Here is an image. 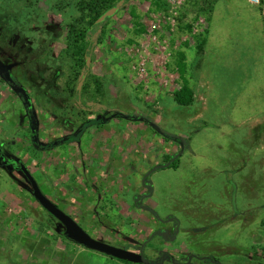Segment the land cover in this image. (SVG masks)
<instances>
[{
  "label": "rangeland",
  "instance_id": "rangeland-1",
  "mask_svg": "<svg viewBox=\"0 0 264 264\" xmlns=\"http://www.w3.org/2000/svg\"><path fill=\"white\" fill-rule=\"evenodd\" d=\"M79 1L0 0V141L35 151L43 192L65 198L95 239L122 249L149 239L152 264H172L164 253L264 264V0H129L96 27L87 69L67 39ZM14 83L30 94L35 143L52 146L32 149ZM184 84L190 106L173 100ZM177 153L176 169L161 167ZM14 176L0 168V264H133L65 247ZM138 195L164 223L132 205Z\"/></svg>",
  "mask_w": 264,
  "mask_h": 264
},
{
  "label": "flooded vegetation",
  "instance_id": "flooded-vegetation-1",
  "mask_svg": "<svg viewBox=\"0 0 264 264\" xmlns=\"http://www.w3.org/2000/svg\"><path fill=\"white\" fill-rule=\"evenodd\" d=\"M119 11V10H118ZM104 22V21H103ZM102 23V22H101ZM88 65H89V63L87 64V57H86V59H85V64H84V68H86L87 69V67H88ZM9 71V69H8V67H6V66H3V65H0V71H1V73H3V71ZM0 73V74H1ZM10 73V72H9ZM85 74H86V72H84ZM10 85V87H11V89L13 90V91H15V93L17 94V96H18V98L21 100V103H22V105H23V109H24V111H25V114H26V117H27V122L30 124V133H31V141H30V143H32V145H33V150H35L34 148H35V145L37 146V145H39V147L40 148H46L45 146H44V144H53V143H55V142H49V143H44V144H37V143H39L38 141L35 143V116H34V108H33V105H32V101H31V97H30V94L27 92V91H24V89H23V87H21L19 84L17 85L16 83H14V84H9ZM74 91H77L76 90V88L73 90V92ZM75 94H78V92H76V93H74L73 95H75ZM77 98V97H76ZM92 121V120H91ZM86 122V121H85ZM85 122H83V123H85ZM83 123H81V124H83ZM80 125V124H79ZM78 127V126H77ZM74 134V133H73ZM73 135H71V136H66V137H64L63 138V140H65V139H69V138H71ZM15 144H16V141H14V140H10V141H0V168H3L4 170H5V172H6V174L7 173H9V174H11L12 176L14 175V174H16V176H14V179H17L18 177V174H21L22 175V178H24V180H25V182H26V185L23 183V182H21V180L20 179H17L19 182H20V184H21V191H27V192H29L30 194H31V197H32V199H33V201L35 202L36 200H35V198L33 197V190H32V187H31V184H30V182H29V180H28V178H27V176L25 175V173H24V171L22 170L23 168L27 171V173L31 176V177H33V179L35 180V151H32V154L30 153V154H28V153H22V151H21V149H19V150H16V151H14L13 149H12V147L13 146H15ZM52 146V145H51ZM50 147V146H49ZM19 148H21V146H19ZM34 153V154H33ZM146 176V177H145ZM148 176H149V174H148ZM144 179H145V183L143 184L145 187H147V184H146V179H147V174L145 173L144 174ZM36 181V180H35ZM37 182V181H36ZM12 185H14V183H12ZM37 185L39 186V188H40V190H41V192L43 193V195H45L51 202H53L60 210H62L64 213H66L67 215H69L72 219L73 218H75L73 215H72V213H70V212H68L66 209H64V207L66 206V204H64L65 203V198L63 199V198H59V196H51V195H46L44 192H43V190L41 189V185L37 182ZM85 185V184H84ZM11 196L13 197V199L15 198L12 194H11ZM143 197H147V195L145 194H143L142 195ZM139 197H140V195H138L137 197H134L133 198V200H132V205L134 206V207H140V208H142V209H147L149 212H151L152 213V215L153 216H155V218H156V220H158L159 222H163L164 223V220L161 218V217H159L151 208H149V207H147L146 205H144V204H138V199H139ZM16 200V199H15ZM36 203L40 206V204L36 201ZM28 207H30V205L29 206H27V208ZM41 207V206H40ZM42 208V207H41ZM42 210L44 211V212H46L51 218H53L54 220H56L50 213H48L45 209H43L42 208ZM28 213L30 214V218L32 219V220H35V217H33L32 216V211H29L28 210ZM26 220H27V218H26ZM57 221V220H56ZM58 222V221H57ZM3 223V220H0V224H2ZM59 223V222H58ZM60 224V223H59ZM61 225V224H60ZM62 226V225H61ZM62 228H63V226H62ZM84 231H86V229H84V227H81ZM63 230H64V228H63ZM63 230L61 231V236L62 237H64L63 236ZM87 232V231H86ZM88 233V232H87ZM2 236H3V231L2 230H0V240L2 239ZM64 239H67V238H65L64 237ZM68 240V239H67ZM148 240L149 239H147V240H145V241H143L142 243H141V245L139 246V248L137 249V248H133V249H131V248H129V249H127V250H130V251H133V252H140V251H142V253H143V256L145 257V258H147L146 257V254L147 253H145V247H146V245H147V243H148ZM68 241H70V240H68ZM71 243H73V244H75V245H78V244H76V243H74L73 241H70ZM78 246H80V245H78ZM113 246H115V245H113ZM81 247H83V246H81ZM85 248V247H84ZM85 249H87V248H85ZM109 257V256H108ZM163 257H167V258H169V262L170 263H172V264H188V262L192 259V258H198L197 256H195V255H188L187 256V262L186 263H180V262H177V261H175V259L173 258V257H171L168 253H164L163 254ZM110 259H115V258H111V257H109ZM148 259V258H147ZM149 260V259H148ZM150 261V260H149ZM215 260H213V262H214ZM150 264H152L151 263V261H150ZM219 264V263H218Z\"/></svg>",
  "mask_w": 264,
  "mask_h": 264
},
{
  "label": "trees",
  "instance_id": "trees-1",
  "mask_svg": "<svg viewBox=\"0 0 264 264\" xmlns=\"http://www.w3.org/2000/svg\"><path fill=\"white\" fill-rule=\"evenodd\" d=\"M128 1L129 0H80L77 3L76 7L80 15L75 18L72 23H69L67 25V39L69 43L68 47L69 50H71V55L74 58L75 62L85 64L86 55H88V52H90L91 50V36L95 31L96 27L101 24L97 23V19L105 11L109 10L114 6H117L120 2L122 3L121 7H123ZM1 79L3 81H9V79L5 76H3ZM173 100L180 106H190L192 105L194 100L193 91L187 84H184L180 89L176 90L173 93ZM138 117H140L138 119L143 120L145 124L151 126L163 138L179 143L182 142L183 144L188 142L185 139H181L176 135L166 132L165 130L160 128L150 117L142 115L141 113H139ZM51 145L44 144L45 147ZM174 155L166 157L167 162L172 159ZM178 157L176 159H173L170 164V167L174 169L178 167ZM121 262L128 263L126 261Z\"/></svg>",
  "mask_w": 264,
  "mask_h": 264
},
{
  "label": "water",
  "instance_id": "water-1",
  "mask_svg": "<svg viewBox=\"0 0 264 264\" xmlns=\"http://www.w3.org/2000/svg\"><path fill=\"white\" fill-rule=\"evenodd\" d=\"M121 2L109 10L105 11L98 19L97 23L103 22L106 18L114 15L121 6ZM89 63V58H87V64ZM179 153L175 154L172 159H170L166 164L161 167L170 166L173 159H176ZM27 176L32 190L33 197L40 204V206L50 213L64 228L63 236L74 243L83 246L87 249L105 254L111 258L117 260L126 261L133 264H150V261L143 256L142 251L133 252L127 249H122L117 246L105 243L98 239L91 237L86 231H84L69 215L60 210L53 202H51L43 193L41 192L37 182L31 177L27 171L22 169ZM155 170V167L151 169Z\"/></svg>",
  "mask_w": 264,
  "mask_h": 264
},
{
  "label": "crops",
  "instance_id": "crops-1",
  "mask_svg": "<svg viewBox=\"0 0 264 264\" xmlns=\"http://www.w3.org/2000/svg\"><path fill=\"white\" fill-rule=\"evenodd\" d=\"M65 241H66V242H65V247H66L67 244H70V243H71V242L68 241L67 239H65ZM76 246H77V245H76ZM108 258H109V257H108ZM109 259H110V258H109ZM110 260H113V259H110Z\"/></svg>",
  "mask_w": 264,
  "mask_h": 264
}]
</instances>
